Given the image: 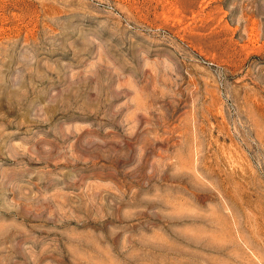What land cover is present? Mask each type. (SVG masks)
I'll list each match as a JSON object with an SVG mask.
<instances>
[{"label":"rangeland","instance_id":"rangeland-1","mask_svg":"<svg viewBox=\"0 0 264 264\" xmlns=\"http://www.w3.org/2000/svg\"><path fill=\"white\" fill-rule=\"evenodd\" d=\"M0 264H264V0H0Z\"/></svg>","mask_w":264,"mask_h":264}]
</instances>
